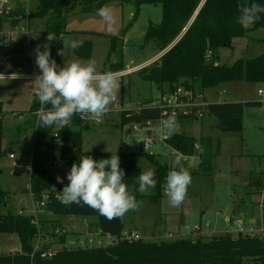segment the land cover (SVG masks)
Returning a JSON list of instances; mask_svg holds the SVG:
<instances>
[{
    "label": "trees",
    "instance_id": "16d2710c",
    "mask_svg": "<svg viewBox=\"0 0 264 264\" xmlns=\"http://www.w3.org/2000/svg\"><path fill=\"white\" fill-rule=\"evenodd\" d=\"M112 1L120 3H133L135 14L128 25L119 35L110 38L107 61L112 54L117 53L118 59L111 62L108 70L123 69V39L137 20L140 8L144 4L162 6V21L159 24L151 23L145 34V41L153 40L164 52L158 61L145 66L138 72L146 81L153 82L162 91L165 86H171L184 80L200 91L215 88L221 84L245 81L249 83L264 84V53L250 59H238L232 65L216 64V54L222 47H231L232 40L244 37L247 32L264 29V14L251 28L244 29L237 23L239 16L238 6L241 4L257 3L264 6V0H39L37 8L30 17L46 20L45 29L41 32L40 45L46 43L48 32L55 33L56 39L50 47L51 58L62 66L61 55L62 36L65 33L67 13L73 12L77 7L81 12H97V9ZM82 47L73 49V53L80 59L91 56L93 42L79 40ZM77 41V42H79ZM118 50V51H117ZM43 51V47H41ZM211 52V59L206 55ZM110 61V60H109ZM105 70H101L103 72ZM264 101L214 103L209 106L207 115L213 116L217 126L224 127V131L241 135L243 132L244 109L249 106H263ZM40 102L34 97L27 123L35 129V138L30 166V188L35 197H42L48 193L49 199L46 210L57 216H83L96 217L95 226L103 233L115 237L121 235L123 224L121 218L111 222L100 216L97 211L87 207L72 204L65 206L60 202L57 194L63 189L55 191L49 162L61 148L63 157L80 160L83 156H94L100 159H109L112 154L119 156L120 167L124 170V182L130 193L136 198L145 196L137 191L139 184L137 177L142 173L141 167L136 163L137 156L144 157L155 172L157 185L152 188L153 193L148 195L153 201L160 200L164 195L166 176L172 166L158 155L147 152L134 153L119 149L117 151H84L82 145V129H73L69 126L86 127L80 114L71 118V123L60 129L59 139L55 140L51 128H44L39 117L35 115L40 109ZM206 115V116H207ZM155 116L152 112L143 111L141 115H127L122 113L114 118L121 129L131 122ZM4 117L3 104L0 101V159L12 154L9 147L3 146ZM200 144V171L209 173L212 170L213 142L210 136H193L176 133L171 143L186 155L194 152V143ZM62 144V145H61ZM61 146V147H60ZM110 170V166H106ZM1 173V170H0ZM67 176V172H63ZM250 194H259L264 190V171L251 173L248 178ZM8 202V192L0 186V233L16 234L21 244V252L0 255V264H264V234H238L229 233L210 236L204 239H176L173 241H145L120 239L105 248L62 250L54 257L43 259L36 256L33 262L30 253L33 250L32 241L37 228L27 216L17 215L15 212L3 208ZM47 222V223H46ZM42 221L43 229L49 230L56 225L55 221ZM57 222V221H56ZM255 225V223L253 224ZM256 226V225H255ZM63 241L65 237L61 238Z\"/></svg>",
    "mask_w": 264,
    "mask_h": 264
},
{
    "label": "rangeland",
    "instance_id": "374dc122",
    "mask_svg": "<svg viewBox=\"0 0 264 264\" xmlns=\"http://www.w3.org/2000/svg\"><path fill=\"white\" fill-rule=\"evenodd\" d=\"M38 4L39 0H29V2L23 0L21 6L20 4L13 6L27 7L32 13ZM106 5L112 8L116 18L111 31L102 18L94 12L83 13L81 8L77 7L75 11L67 13L65 33L62 36L64 52V55H61L62 66L65 62L76 60L82 63L95 61L98 72L110 71L108 70L110 63L118 59V54L114 53L110 61H107L110 38L119 35L128 25L135 14V5L119 1H112ZM161 21L160 4L141 6L136 22L123 36V69L141 65L159 53L160 49L155 41H145V34L151 23L159 24ZM26 26L32 39H28L24 32ZM45 26V19L32 17L29 18L28 23L23 16L9 22L7 30H13L14 27L17 30H14L15 41L10 45L12 58L2 65L4 71L23 74L33 72L34 49L40 45L41 32ZM79 40L93 42L90 58L80 59L74 55L71 44ZM29 41L32 42V46L29 45ZM30 52L33 53V58L30 57ZM263 53L264 29H256L247 32L244 37L234 38L231 47L220 48L215 62L230 66L238 59H250ZM34 87L33 80H0V101L4 110L3 146L11 148L12 153L16 155L15 159H11L9 154L0 159V186L8 192V202L3 208L4 211L28 212L31 206L28 190L35 131L28 126L30 124L27 121L31 116L30 110L36 97L33 92ZM258 89L264 91V84L239 81L205 89L204 93L208 101L214 103L262 102L264 96L257 94ZM117 95L122 104L135 108L139 104L157 100L160 97V90L155 83L144 80L135 70L120 82ZM74 128L82 129L84 151H117L121 148L125 149V144L131 140L137 145L136 137L128 138L126 131L129 130L126 128L122 130L116 122L91 123L88 128L79 126ZM175 131L196 137L212 138V170L204 173L197 168V165L193 167L194 169L190 167L188 169L185 163L181 162L192 178L184 202L179 207H173L166 195L158 201H153L148 197L153 193V190L149 189L142 194L145 196L136 198L139 203L138 209L129 211L122 217V232L133 231L145 241H173L184 238L195 240L200 236L208 239L210 236L223 234L226 230L223 227L227 217L242 221L246 226L251 224L250 222H255L256 226H263L264 210L259 204L264 203V190L259 194H250L247 178L251 173L264 171V106H249L244 109L241 135L218 129L215 118L210 115L197 123L174 128L172 132ZM135 150H138L137 146ZM159 150V147L153 145L145 152L157 153ZM135 160L142 172L153 169L144 157L137 156ZM173 163V160L168 162L171 166ZM51 175L54 188H57L59 185L57 176L60 177V174L53 171ZM41 218L44 222L55 221L69 233L80 231L89 224L94 225L97 220L95 216H57L48 211L42 213ZM206 223L210 225L207 229L204 228ZM197 225L202 226L200 234L194 231ZM228 230L236 231V228L234 226V229L227 228ZM104 241L106 242L105 239ZM21 251V244L16 234L0 233V255Z\"/></svg>",
    "mask_w": 264,
    "mask_h": 264
},
{
    "label": "clouds",
    "instance_id": "9594fccd",
    "mask_svg": "<svg viewBox=\"0 0 264 264\" xmlns=\"http://www.w3.org/2000/svg\"><path fill=\"white\" fill-rule=\"evenodd\" d=\"M239 16L237 23L244 29L251 28L264 14V6L251 3L238 6ZM96 14L106 23L109 31L113 30L116 22L110 6L104 5L97 9ZM46 43L37 45L35 63L41 70L34 78L33 92L40 102V109L35 113L44 128H51L54 124L60 129L71 123L75 114L84 118L90 114L91 119L97 122L110 110V106L118 101L120 82L118 76L111 72H98L95 61L82 63L79 60L65 62L61 67L51 58L50 47L56 39L55 33L48 32ZM82 41H73L71 47H82ZM43 47V51H41ZM58 55H64L58 50ZM51 103V108L45 111V105ZM177 114L173 112L162 120L157 128L161 134L171 133L177 124ZM183 157H175L172 169L166 176L164 192L173 207H179L185 200L188 186L191 184V175L181 163ZM119 156L112 154L109 159L94 160L91 156H83L79 164L73 163L67 173L70 182L63 187L59 197L65 206L72 204L87 206L109 222L122 218L129 211L139 207L136 196L129 192L124 182L125 172L120 167ZM110 166V170H106ZM152 169L143 171L137 181V191L141 194L155 188L157 180ZM57 181L63 179L57 176Z\"/></svg>",
    "mask_w": 264,
    "mask_h": 264
},
{
    "label": "built area",
    "instance_id": "2783aa9c",
    "mask_svg": "<svg viewBox=\"0 0 264 264\" xmlns=\"http://www.w3.org/2000/svg\"><path fill=\"white\" fill-rule=\"evenodd\" d=\"M20 2V3H19ZM29 2V0H28ZM23 0H0V53L2 59L0 60V80H12V79H27L33 80L37 74L40 73V69L36 65L35 61L32 60L33 72L30 74L23 73H14L12 71L7 72L4 71L2 65L3 63L9 61L12 58L10 45L15 41V31L17 30L14 27L13 30L8 29L7 25L10 21H14L19 17L23 16L27 23L31 15V11L29 8L24 7L14 8V4H21ZM13 11L17 12V17L13 18L10 14ZM25 34L28 39H32L30 33L27 29H24ZM29 45L32 46V42L29 41ZM165 52V51H164ZM164 52L160 53L151 61L145 63L144 65H138L132 68H127L123 70L111 71L115 73L119 82H121L124 77L128 76L135 70L139 71L140 69L148 66L158 60ZM36 55V54H35ZM211 52L209 51L206 55V60L211 59ZM30 57L33 58V53L30 52ZM101 72V71H100ZM107 72V71H103ZM259 96H264V91L262 89L258 90ZM118 96V95H117ZM211 103L208 101L203 91L198 90L197 88L192 87L191 83H187L184 80L179 83H174L171 86H165L162 91H160V97L157 100L151 101L149 103H142L137 105L135 108H131L128 104H122L118 98L117 103H114L110 106V110L103 117V119L99 122L91 119L90 114H85L83 123L91 124V123H104V124H112L114 122H118L114 120V118L122 113H127V115H141L143 111L152 112L155 116H151L142 120L141 122H131L126 124L123 129H128L126 131L127 137L135 136L137 145L133 144V140L127 142L125 144V149L129 152L140 153L145 152L147 148L155 145L159 147V152L150 153L155 155H164L170 159H174L177 155H181L183 157L182 163H185L186 167L189 169L195 167L199 168L200 165V144L198 142L194 143V152L191 155H186L171 143L172 136L176 133H181L180 131L171 132L170 134L165 132L161 134L157 131L158 126L161 121L166 119L173 112L177 114V124L176 129L178 127H182L185 124H194L201 120H203L207 113L209 112V106ZM121 106V107H118ZM41 107V106H40ZM51 108V107H50ZM49 108L45 105V111ZM60 128L56 125L55 129L52 133V137L55 140L59 139ZM62 145V144H61ZM138 147L136 151L135 148ZM61 147V146H60ZM136 151V152H135ZM62 149L60 148L53 160L49 162V168L51 172L57 171L61 174V178L63 179V183H59L57 188H54L55 191L63 189L64 186L69 184L70 182L67 179V176L63 175V172L67 173L70 171L73 163L79 164L80 160L69 159L62 156ZM12 159L15 155L12 153L9 155ZM94 160L99 161L100 158H96L91 156ZM18 168V167H16ZM107 170V169H106ZM16 171V170H15ZM31 197V206L30 210L27 212L25 210H20L17 212V215L27 216L31 218L32 224H34L37 228V232L34 235V239L32 241L33 250L30 253L31 261L36 258V256H40L43 259H49L54 257L58 252L62 250H78V249H96V248H105L115 240L127 239V240H136L141 237L133 232V231H123L121 235L115 237L111 234H105L98 227L94 226L93 229H82L80 231L69 233L66 228L62 225H55L49 230H44L42 225V213L46 212V207L49 199L48 193H43L42 197L37 198L31 192H29ZM61 195L57 194L59 198ZM262 210H264V203L259 204ZM235 225L236 231L228 230L227 233L237 236L238 234H251V235H261L264 234V225L263 226H255L253 224L244 225L242 221L235 220L233 221ZM210 225L206 223L204 228H209ZM231 227V223H228L227 228ZM194 231L196 234H200L202 231V226L197 225L194 227ZM65 237L63 241L61 238ZM106 240V242L104 241Z\"/></svg>",
    "mask_w": 264,
    "mask_h": 264
},
{
    "label": "crops",
    "instance_id": "0c3cea01",
    "mask_svg": "<svg viewBox=\"0 0 264 264\" xmlns=\"http://www.w3.org/2000/svg\"><path fill=\"white\" fill-rule=\"evenodd\" d=\"M160 53H158L157 55H159ZM157 55H155L154 57H152L151 59H149V60H147L146 62H144L143 64H141V65H144L145 63H147V62H149V61H151L152 59H154ZM217 64V63H216ZM138 66V65H137ZM122 82V81H121ZM259 90V89H258ZM218 94H220V92H217ZM258 94V93H257ZM204 95H205V93H204ZM207 98V97H206ZM210 102V101H209ZM211 104H214V102H210ZM242 103H244V102H242ZM264 106V105H263ZM262 106V107H263ZM86 127L85 128H88L91 124H86V123H83ZM29 126V125H28ZM217 126V125H216ZM30 127V126H29ZM69 128H73V129H75L74 128V126H69ZM33 130L35 131V129L33 128ZM182 133V132H181ZM35 138V137H34ZM213 142V141H212ZM122 149V148H121ZM14 154V153H13ZM15 155V154H14ZM32 155V154H31ZM159 156V158H161V159H163V160H165L166 162H170L171 160H173L174 161V159H170V158H168V157H166V156H164V155H158ZM16 158V155H15V157L14 158H12V159H15ZM60 176H61V174H60ZM122 219V218H121ZM233 221H235L234 220V218L233 217H227V218H225V221L224 222H226V224L224 225V233H226L227 232V226H228V223H231V229L233 228L234 229V224H233ZM251 224H254L255 222H250ZM95 225H92V224H89V225H87V227H88V229H93V227H94ZM85 229V228H84ZM170 236H171V234H170ZM142 238V237H141ZM143 239V238H142Z\"/></svg>",
    "mask_w": 264,
    "mask_h": 264
},
{
    "label": "water",
    "instance_id": "95a60500",
    "mask_svg": "<svg viewBox=\"0 0 264 264\" xmlns=\"http://www.w3.org/2000/svg\"><path fill=\"white\" fill-rule=\"evenodd\" d=\"M10 16L13 17V18H16V17H17V12H16V11H13V13L10 14ZM171 47H172V46H171ZM171 47H169L167 50H169ZM40 50H41V49H40ZM167 50H166V51H167ZM166 51H165V52H166ZM46 107H47V108H50V107H51V103L49 102V104H47ZM217 128L220 129V130H224V129H225V128L222 127V126H217Z\"/></svg>",
    "mask_w": 264,
    "mask_h": 264
}]
</instances>
